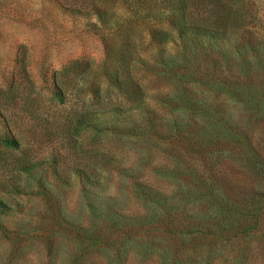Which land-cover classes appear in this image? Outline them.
Returning <instances> with one entry per match:
<instances>
[{"label": "rangeland", "instance_id": "obj_1", "mask_svg": "<svg viewBox=\"0 0 264 264\" xmlns=\"http://www.w3.org/2000/svg\"><path fill=\"white\" fill-rule=\"evenodd\" d=\"M99 4L0 0V264H264V0Z\"/></svg>", "mask_w": 264, "mask_h": 264}, {"label": "trees", "instance_id": "obj_2", "mask_svg": "<svg viewBox=\"0 0 264 264\" xmlns=\"http://www.w3.org/2000/svg\"><path fill=\"white\" fill-rule=\"evenodd\" d=\"M61 6H63L70 13L78 16H89L99 11V0H56ZM189 28V26H185ZM0 144L5 147H16L18 141L13 137H4L0 140Z\"/></svg>", "mask_w": 264, "mask_h": 264}]
</instances>
